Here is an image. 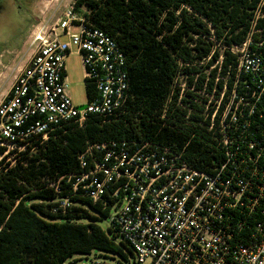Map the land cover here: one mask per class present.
Wrapping results in <instances>:
<instances>
[{
  "label": "trees",
  "instance_id": "16d2710c",
  "mask_svg": "<svg viewBox=\"0 0 264 264\" xmlns=\"http://www.w3.org/2000/svg\"><path fill=\"white\" fill-rule=\"evenodd\" d=\"M71 8L84 27L103 33L121 52L124 100L110 115L89 114L81 127L65 124L43 145L0 158V264H63L93 251L128 261L132 251L117 240L114 225L105 230L97 223L109 217L114 201L102 195L94 202L82 185L73 189L92 167L89 157L81 167L79 156L91 145L108 146L93 151L97 161L111 144L131 150L148 145L212 174L224 161L223 149L196 98L218 97L225 85L227 93L249 98L261 80L262 72L239 69V54L231 49L249 41L250 52L264 64V0H72ZM183 81L191 91L180 92ZM85 86L90 102L97 92L86 79ZM261 96L254 106L241 108L240 124L248 119L250 139L264 138V117H258L264 92ZM3 152L0 147V156ZM63 198L70 206L55 210ZM244 214L258 218L255 212ZM85 215L88 223L75 222ZM250 232L245 228L239 235Z\"/></svg>",
  "mask_w": 264,
  "mask_h": 264
},
{
  "label": "built area",
  "instance_id": "2783aa9c",
  "mask_svg": "<svg viewBox=\"0 0 264 264\" xmlns=\"http://www.w3.org/2000/svg\"><path fill=\"white\" fill-rule=\"evenodd\" d=\"M82 23L69 10L54 25L30 33L32 55L0 101V158L43 145L65 124L81 127L89 114L107 116L121 106L127 89L123 56L111 39ZM72 27L78 32L71 33ZM73 47L82 58L85 79L97 92L83 110L66 93L64 60ZM231 51L239 54V69L262 76L249 98L234 90L227 93L226 85L218 97L200 93L196 98L208 130L216 131L223 149L224 161L210 169L212 174L192 169L167 150L159 155L148 145L131 150L111 144L113 149L100 161L93 151L108 146L91 145L79 156L81 167L87 166L86 157L92 167L76 179L73 189L82 185L94 202L102 195L114 201L111 223L117 240L131 249L133 264H264V138H249L248 119L240 124L241 108L263 100L264 64L250 52L249 41ZM178 87L181 93L192 90L184 81ZM254 110L249 108L248 115ZM258 117H264V109H258ZM69 206L68 198L59 199L55 210ZM245 228L251 232L241 237Z\"/></svg>",
  "mask_w": 264,
  "mask_h": 264
},
{
  "label": "rangeland",
  "instance_id": "374dc122",
  "mask_svg": "<svg viewBox=\"0 0 264 264\" xmlns=\"http://www.w3.org/2000/svg\"><path fill=\"white\" fill-rule=\"evenodd\" d=\"M27 2L28 0H15V11L21 13V16H23L22 21L17 20L16 17L13 16L15 15L14 12L13 15L9 16V10L5 9L7 17L0 22V77L6 74V77L0 78V88L2 87L0 93L7 87V83L5 82L9 80L7 77L17 75V71L26 66L30 59L29 57L32 55V48L23 45L25 31L30 24L29 16L32 15L33 12L37 15L34 28L32 29L34 30L42 25H54L63 18L65 12L72 10V0H47L45 3L37 5H31ZM77 32L76 28H71V33L75 34ZM60 40L68 42L66 37H61ZM28 41L30 42V38ZM64 65L67 96L75 107L86 105L88 100L86 95L84 67L82 58L76 48L73 47L71 52L65 57ZM87 213L98 218V216L91 211H87ZM114 215L115 210L112 209L108 218L103 219L101 222L99 220L97 223L106 230L111 225V219ZM75 222L88 223L87 216L85 215ZM133 260L134 258L130 255H128V261H126L116 254L93 251L89 255L73 256L63 264H92L94 261L103 262L105 264H133Z\"/></svg>",
  "mask_w": 264,
  "mask_h": 264
},
{
  "label": "crops",
  "instance_id": "0c3cea01",
  "mask_svg": "<svg viewBox=\"0 0 264 264\" xmlns=\"http://www.w3.org/2000/svg\"><path fill=\"white\" fill-rule=\"evenodd\" d=\"M46 1L47 0H28L27 3L28 4H31V5H37V4H40V3H45ZM15 5H16L15 4V0H0V22L7 17V15L5 14V9L6 10H9V12H10L8 14L9 16L10 15H13V12H14L15 15H13V16H15L17 20H19V21H22L23 20V16H21V13L18 12V11H15L16 10V6ZM36 17H37V15H36L35 12H33L32 15L29 16L30 24L26 28V31H25V34H24V36H25V40L23 41V45L24 46L26 45V46L29 47V41L28 40L30 38L29 36H30L31 31L34 28V24H35ZM26 54H27V52H26ZM19 70H21V68ZM18 71H17V73H18ZM15 76H12V77L11 76L10 77L8 76L7 77L9 79V80L5 81L7 83V87L4 90H2V93H0V100H2V98L8 93V91H9L12 83L14 82ZM1 77H6V74H3Z\"/></svg>",
  "mask_w": 264,
  "mask_h": 264
},
{
  "label": "water",
  "instance_id": "95a60500",
  "mask_svg": "<svg viewBox=\"0 0 264 264\" xmlns=\"http://www.w3.org/2000/svg\"><path fill=\"white\" fill-rule=\"evenodd\" d=\"M85 108H86L85 105L78 107L79 110H83V109H85Z\"/></svg>",
  "mask_w": 264,
  "mask_h": 264
}]
</instances>
